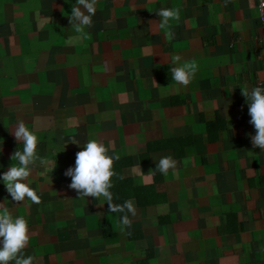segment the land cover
<instances>
[{"label": "crops", "instance_id": "obj_1", "mask_svg": "<svg viewBox=\"0 0 264 264\" xmlns=\"http://www.w3.org/2000/svg\"><path fill=\"white\" fill-rule=\"evenodd\" d=\"M75 3L0 0V176L22 147L18 119L47 160L28 178L40 204H17L0 179V203L29 224L24 255L34 264H264V150L252 145L241 95L264 86L255 1L98 0L83 35L69 23ZM160 8L180 10L172 41ZM174 55L199 66L187 88L172 80ZM92 138L120 156L111 191L116 204L134 200L130 228L102 199L69 188L64 173ZM165 155L176 161L167 175L156 168Z\"/></svg>", "mask_w": 264, "mask_h": 264}, {"label": "clouds", "instance_id": "obj_2", "mask_svg": "<svg viewBox=\"0 0 264 264\" xmlns=\"http://www.w3.org/2000/svg\"><path fill=\"white\" fill-rule=\"evenodd\" d=\"M98 0H76L69 14L71 28L77 34L83 35L86 28L93 24ZM156 14L161 18L159 26L164 29L165 39L172 41L176 38L172 22L179 23L181 19L178 8H160ZM69 42L72 40L70 38ZM181 56L172 57L170 73L176 84L187 88L194 79L199 66L195 61L181 63ZM241 95L248 103V114L251 117L249 123L255 129V135L251 137L254 148L264 150V86L241 87ZM17 142L22 147L16 150L10 159L14 161L12 166L3 172L0 179L3 180L8 194L17 204L30 200L34 204L41 203V197L30 186L28 178L32 175L33 165L39 160L41 164H47V160L37 153L39 140L35 132L30 129L24 119H18L12 131ZM72 142H78L75 137ZM112 146L106 145L98 138H92L82 144V150L76 153L75 165L65 171V176L71 178L69 188L76 191L79 198L92 197L102 199L107 203L108 212L123 214L120 217L121 230L130 228L131 217L137 215V209L133 199L125 200L122 204L113 202V177L118 174L114 170V163L120 159L118 154L110 155ZM114 151V149H113ZM176 161L171 155L161 156L156 168L164 175L174 168ZM118 179L125 177L119 175ZM101 203V204H103ZM30 241V229L24 216H14L5 204L0 203V264H34V257L25 256L24 249Z\"/></svg>", "mask_w": 264, "mask_h": 264}, {"label": "built area", "instance_id": "obj_3", "mask_svg": "<svg viewBox=\"0 0 264 264\" xmlns=\"http://www.w3.org/2000/svg\"><path fill=\"white\" fill-rule=\"evenodd\" d=\"M257 8L258 13V22L261 27L264 29V0H254ZM260 45L264 48V33L259 38ZM263 58H264V52H263ZM262 85H264V81L261 82Z\"/></svg>", "mask_w": 264, "mask_h": 264}]
</instances>
